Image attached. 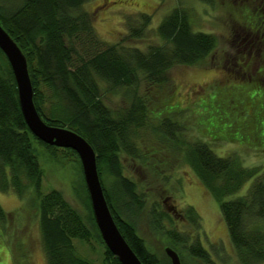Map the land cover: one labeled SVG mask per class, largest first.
<instances>
[{
  "label": "trees",
  "instance_id": "trees-1",
  "mask_svg": "<svg viewBox=\"0 0 264 264\" xmlns=\"http://www.w3.org/2000/svg\"><path fill=\"white\" fill-rule=\"evenodd\" d=\"M88 1L0 0V25L26 58L39 115L49 125L75 131L92 146L99 179L103 180L104 169L110 179L107 188L101 184L112 217L142 264L170 261L165 253L159 257L138 234L136 221L141 215L154 237L178 253L181 264H214L202 243L201 218L193 206L187 204L179 209L173 204L164 209L159 197L148 204L150 195L154 196L153 188L150 192L154 179L146 175L150 173L162 190H168L177 153L219 202L237 262L264 264V170L244 166L237 155L219 156L206 141L191 140L187 126L176 115L180 106L173 105L176 111L166 114L165 107L171 105H160L171 67L205 60L217 48L216 36L193 30L190 10L174 7L154 29L150 28V14L127 15L123 38L105 43L85 9ZM240 2L229 14L242 29L237 28L240 48L247 51V65H257V71L253 75L241 74L253 84L245 87L246 92L245 88L231 87L228 93L248 115L255 110L257 123L253 131L258 140L263 139L264 146V137L260 136L264 105L255 103H262L264 95L253 94L255 88L264 87V39L260 35L264 32V15L259 3ZM257 12L261 17L252 20L251 14ZM149 30H154L161 44L150 43L146 48L125 44L127 40L145 38ZM252 44H262L263 50L251 54L249 61ZM244 57L237 55L236 63L240 64L239 59ZM256 58L257 63L252 62ZM108 93L120 95L124 105L108 106ZM216 118L220 123V115ZM33 142L52 153L66 150L79 159L74 150L46 144L29 130L20 109L13 71L0 49V192L14 193L23 204L26 200L33 202L26 194L29 190L34 193V213L33 207L31 212L27 207L25 220L36 218L47 264H92L75 253L74 238L86 243L100 239L105 246L104 263L120 264L102 240L89 194L90 216L69 203L61 191H42L43 170ZM128 160L145 167L144 179L125 173L124 163ZM82 179L88 193L84 176ZM251 180L246 191L236 195ZM231 195L235 197L225 199ZM15 213L22 217V210ZM16 215L11 217L0 205L1 234L8 241L12 235L3 227L9 218L16 225L20 220ZM17 244H12L11 258L13 264H23L21 260L28 254L21 243Z\"/></svg>",
  "mask_w": 264,
  "mask_h": 264
},
{
  "label": "rangeland",
  "instance_id": "rangeland-1",
  "mask_svg": "<svg viewBox=\"0 0 264 264\" xmlns=\"http://www.w3.org/2000/svg\"><path fill=\"white\" fill-rule=\"evenodd\" d=\"M240 1L244 0H212L211 3L201 0H90L86 3L85 9L92 15L93 26L98 37L105 43H116L125 35L124 18L127 15L137 12L150 14L152 21L150 28L154 29L174 7L188 8L191 12L193 30L215 35L218 39L217 48L198 64H177L171 67L169 82L161 93L160 105L164 106L166 103L171 105L165 107L164 113L166 114L176 111L173 105L180 106L181 109L176 115L179 117L178 120L187 126L191 140L206 141L217 155L225 157L237 155L244 166L264 170V146L261 145L263 139L258 140L253 131L257 123L254 116L255 110H250L248 115L228 93L231 87L238 89L248 85L253 86L250 80L242 78L241 74L253 75L257 71V65H247V51L240 48L241 40L238 36L242 29L235 23L234 15L229 14V12L233 13V6L236 7L242 3ZM249 1L251 5L259 3L258 0ZM251 16L252 20L261 17L259 12L252 13ZM150 43H162L154 30H149L147 36L141 40L125 41L126 45L141 48H146ZM237 55H245L244 58L239 59L240 64L236 63ZM253 94L259 97L264 95V87L255 88ZM242 97L245 98L244 95ZM228 99L231 101L228 102ZM261 99L263 102L256 101V106L264 105V96ZM105 101L113 108L124 105L123 98L115 93H108ZM217 115H220V123L216 118ZM260 136L264 137V127L261 128ZM33 149L43 170L42 191L44 193L51 189L61 191L69 203L90 216L87 204L88 193L83 185V171L78 157L61 149L52 153L36 142H33ZM174 157L176 161L173 160L174 169L169 177L168 190H162V185L150 173L146 175L154 179L152 185L150 184V192L153 188L151 193L154 196L150 195L148 204L153 202L154 197H159L158 202L163 204L164 209H168L173 204L179 209L187 204L193 206L201 218L202 243L210 252L214 264H239L229 241L226 224L220 215L219 202L182 158V155L177 153ZM124 165L127 175H135L138 180L144 179V166L130 160ZM106 174L104 169L103 180H100L105 188L108 187L110 180ZM145 179L147 180V177ZM251 182L252 180L247 182L236 195L243 194ZM167 195L171 197L166 199ZM233 197L235 195L225 199ZM26 198H32L33 202L26 200L23 204L14 193L0 192V205L10 213L11 217L15 216V212L19 209L23 212L22 217H19V214L16 215L20 218L16 221L18 222L16 225H13L9 218L8 223L3 227L12 235L9 241L8 237H2L0 224V264H13V258H11L13 242L18 243L17 245L21 243L22 248L26 249L25 252L28 254L26 259L21 260V263L47 264L38 222L33 217L25 220L27 207L30 212L33 207L34 213L35 195L29 190ZM12 221L15 222V220ZM136 230L152 251L159 257L165 255L164 248L167 246L154 237L148 222L142 215L136 221ZM72 242L78 256L90 260L92 264H105V246L100 239L95 238L91 243H86L74 238Z\"/></svg>",
  "mask_w": 264,
  "mask_h": 264
},
{
  "label": "water",
  "instance_id": "water-1",
  "mask_svg": "<svg viewBox=\"0 0 264 264\" xmlns=\"http://www.w3.org/2000/svg\"><path fill=\"white\" fill-rule=\"evenodd\" d=\"M0 49L6 56L16 82L18 101L24 120L34 136L46 144L74 150L80 159L91 209L102 240L120 264H142L119 231L107 204L97 171L96 155L92 146L78 133L67 128L47 124L33 102V88L27 61L9 34L0 25ZM170 264H181L178 253L165 247Z\"/></svg>",
  "mask_w": 264,
  "mask_h": 264
},
{
  "label": "flooded vegetation",
  "instance_id": "flooded-vegetation-1",
  "mask_svg": "<svg viewBox=\"0 0 264 264\" xmlns=\"http://www.w3.org/2000/svg\"><path fill=\"white\" fill-rule=\"evenodd\" d=\"M259 7H260V10L263 12V15H264V0H259ZM260 35L263 37L264 39V32H261ZM263 50V46L262 44L260 46L258 45H255V44H252L250 46V50H249V54H250V58H249V61L251 60V54H253L254 52H257V53H260L261 51ZM259 60V58H256L254 61L252 62H255L257 63V61Z\"/></svg>",
  "mask_w": 264,
  "mask_h": 264
}]
</instances>
